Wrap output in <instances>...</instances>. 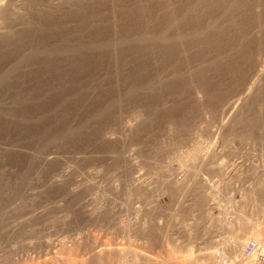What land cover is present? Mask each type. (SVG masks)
<instances>
[{
	"label": "rangeland",
	"instance_id": "rangeland-1",
	"mask_svg": "<svg viewBox=\"0 0 264 264\" xmlns=\"http://www.w3.org/2000/svg\"><path fill=\"white\" fill-rule=\"evenodd\" d=\"M19 1L0 0V264H131L146 239L149 261L260 264L242 251L264 225L232 260L246 225L213 235L205 211L246 174L229 152L264 158V0Z\"/></svg>",
	"mask_w": 264,
	"mask_h": 264
},
{
	"label": "bare ground",
	"instance_id": "bare-ground-1",
	"mask_svg": "<svg viewBox=\"0 0 264 264\" xmlns=\"http://www.w3.org/2000/svg\"><path fill=\"white\" fill-rule=\"evenodd\" d=\"M21 1V2H20ZM20 4L21 6H25V5H28L29 0H20ZM7 2V0H6ZM10 2V1H9ZM8 2V4H9ZM2 3V2H1ZM31 3V2H30ZM6 4V3H5ZM4 3H2L0 5V7H2L0 9V12H3V6L2 5H5ZM13 4V3H12ZM19 4V5H20ZM256 5V4H255ZM12 6V5H11ZM8 7V6H7ZM18 7V6H17ZM60 7V6H59ZM38 8V7H37ZM5 9H8L5 7ZM19 9V8H17ZM21 9V8H20ZM257 9V8H256ZM14 10V9H13ZM5 11V10H4ZM10 11V10H9ZM19 11L20 10H17L15 11L14 10V15H19ZM4 13V12H3ZM2 13V15H3ZM10 13V12H9ZM1 14V13H0ZM6 15V14H5ZM9 16V15H8ZM2 17V16H1ZM10 17V16H9ZM9 19V18H8ZM21 19V18H20ZM10 22V21H9ZM12 22V21H11ZM233 22V21H232ZM231 22V23H232ZM2 24V23H1ZM10 34V32H9ZM6 35H8V31L6 30H3L2 27H0V38H4L6 37ZM10 36V35H9ZM164 37V36H162ZM161 37V38H162ZM160 38V39H161ZM159 39V38H158ZM139 40V39H138ZM143 40V39H142ZM145 40V39H144ZM163 40V39H162ZM179 41V40H178ZM138 42V41H136ZM140 42H141V39H140ZM144 42V41H143ZM142 42V43H143ZM147 42V41H146ZM141 44V43H140ZM144 44V43H143ZM227 46V45H226ZM257 48V47H256ZM259 48V47H258ZM260 49V48H259ZM254 68V67H253ZM259 73V72H258ZM255 76V75H254ZM258 76V75H257ZM214 78V77H213ZM260 81V80H259ZM249 87V86H248ZM240 92V91H239ZM240 98V97H239ZM233 106V105H232ZM231 115V114H230ZM240 116V115H239ZM248 118V117H247ZM239 122V121H238ZM239 124V123H238ZM125 125V124H124ZM127 125V124H126ZM125 125V126H126ZM256 126V125H255ZM127 127V126H126ZM132 127V126H130ZM128 127V129L130 128ZM221 128V127H220ZM226 128V127H225ZM131 129V128H130ZM129 129V130H130ZM181 129V128H180ZM127 130V129H126ZM222 130V129H221ZM133 131V130H131ZM208 132V131H207ZM259 134V133H258ZM209 135V134H208ZM122 136V135H121ZM247 136V135H246ZM241 137V136H240ZM220 138V137H219ZM253 139V138H251ZM211 140V139H210ZM234 140V139H233ZM239 140V139H238ZM243 140V139H242ZM248 141V140H247ZM252 141V140H251ZM228 142V141H227ZM244 142V141H243ZM249 142V141H248ZM245 143V142H244ZM251 143V142H250ZM230 144V143H228ZM228 144H227V147H228ZM250 145V144H249ZM230 147V146H229ZM228 147V148H229ZM247 147V146H246ZM244 148V146H243ZM204 150V149H203ZM228 151V150H227ZM226 151V152H227ZM231 151L235 152V149H231ZM242 153V152H240ZM240 153H230V155H236V156H239L236 157L235 159H240V162L241 165H240V168L243 167L245 169V167H247V171L245 172L246 174L242 177V179L240 180L241 181V184L237 182V184H240L238 188H236V186H233L230 184H232L231 182H233V180L235 178L239 179L236 175V177L230 181V182H225V187L224 188H221V189H227V190H231L232 194H229V193H226L224 194L226 191L225 190H222V191H225V192H222L219 188L222 186V185H219L220 187L219 188H216L214 187L213 185H207V186H210L209 189H210V194L212 195L211 199H210V202H212L213 204L209 205L207 208H206V211H205V214L206 216L208 217V219H217V222H216V227H218V230H214L212 231V234L214 235V233L218 234L219 236L225 232V230L227 231V227L226 226H229L236 222V221H242L244 223L240 224L244 226V224L247 226V223H248V226H244V229L242 230L243 232H237L239 230H236L235 229V225H233V237L228 241H226V248H227V252L230 253V255H232L231 259L234 260L235 257H237V254L239 255V252H240V249L241 248V245H240V241L243 239L244 235L246 234H249L251 231H255L257 230L258 228H260V226L262 227L264 225V158H261V157H258V159H254V160H250L249 158L251 156H249L248 154H240ZM198 154V153H197ZM204 154V153H203ZM202 154V155H203ZM201 155V154H200ZM206 155V153H205ZM227 156V155H226ZM234 156H230V157H234ZM255 156V155H254ZM192 158H197L196 156L193 157L192 155ZM229 159V156L227 157ZM255 158V157H254ZM191 159V158H190ZM234 159V158H233ZM232 159V160H233ZM209 160V158H208ZM125 161V160H124ZM206 162V161H205ZM231 162V160H230ZM209 163V162H208ZM224 163V162H223ZM248 163V164H247ZM194 164V163H193ZM199 164V163H198ZM197 164V165H198ZM201 164V163H200ZM236 164V163H235ZM196 165V164H195ZM203 165V164H202ZM205 165V164H204ZM221 166V165H219ZM232 166V165H231ZM236 166V165H235ZM194 167V166H193ZM203 167V166H201ZM217 167V165H216ZM222 167V166H221ZM239 168V166H237ZM186 168V167H185ZM195 168V167H194ZM220 168V167H219ZM233 168V167H231ZM239 168V169H240ZM193 169V168H192ZM203 169V168H202ZM237 169V168H236ZM190 170V172L192 171L191 169H188ZM188 170H186L188 172ZM231 170V169H230ZM234 170V169H233ZM242 170V169H240ZM239 170V171H240ZM220 171V169H219ZM236 171V170H235ZM237 170V172H239ZM195 172V171H194ZM218 172V170H217ZM232 171H230L231 173ZM197 173V172H196ZM194 173V174H196ZM226 173V172H225ZM229 173V172H228ZM185 174V173H184ZM199 174V172H198ZM238 174V173H237ZM240 174V173H239ZM188 175V174H187ZM193 175V174H192ZM227 175V174H226ZM243 175V174H242ZM221 176V175H220ZM232 177V176H231ZM241 178V177H240ZM191 179V182L189 184H187V188H192L194 190H196L197 186L195 187V184H196V180L195 179H192V177L190 178ZM195 180V181H194ZM225 180V179H224ZM226 181H229V180H226ZM238 181V180H237ZM60 182V181H59ZM200 182V181H199ZM223 182V180H222ZM223 183V184H224ZM191 184V185H190ZM165 185V183H164ZM190 185V187H189ZM216 185V184H215ZM56 186V185H55ZM224 186V185H223ZM235 188H233V187ZM214 187V188H213ZM233 188V189H232ZM177 189V188H176ZM224 194V195H223ZM192 195V194H191ZM98 196V195H97ZM196 196V195H195ZM195 202L197 204L201 203V197L200 196H197V198H195ZM209 202V201H208ZM248 207L249 208V212L248 214H244L241 210H243V208H246ZM246 210V209H244ZM201 211V209H200ZM247 211V210H246ZM245 212V211H244ZM206 219V220H208ZM249 219V220H248ZM203 220V219H202ZM214 221V220H213ZM216 221V220H215ZM250 221V223H249ZM206 222V221H205ZM204 222V223H205ZM203 224V223H202ZM232 225H231V228H232ZM239 225V224H238ZM237 225V226H238ZM135 226V225H134ZM144 226V225H143ZM153 226V225H152ZM137 227V226H136ZM131 228V227H130ZM142 227H140L141 229ZM230 228V229H231ZM135 229V228H134ZM205 229V228H204ZM215 229V228H214ZM137 230V229H136ZM151 230V228H150ZM229 230V229H228ZM235 230V231H234ZM230 232L232 231L229 230ZM215 234V235H216ZM212 235V236H213ZM232 235V234H231ZM230 235V236H231ZM218 237V236H217ZM225 239V238H224ZM147 241L143 244L144 246H139L135 251L134 250H130L128 252V254H126L128 256V258L130 259L131 261V264H197V262L199 261V259L197 260L198 257H192L193 255H190L187 254L185 256H183L184 260H182L181 262H178L176 261L174 258H173V253L170 252V255L168 256L167 259L165 260H161L158 262V260L156 259L155 261H149V259L147 258V254L144 252V248L145 247H148L147 249H149V246L150 244H153L151 242V239H146ZM223 242V240H222ZM76 242H73V245H71V247H67L65 244L63 243H60L59 246H61V250L63 251H67V250H70L72 252L75 251L77 253V251H79L78 254H83L86 258L88 257L87 255L89 256H92L93 253L91 251H82V250H79L80 248V245L79 244H75ZM62 244V245H61ZM222 244V243H221ZM259 245V249L258 251H256L255 253H253L252 257L255 255V254H258V259L260 257H264V248L262 245ZM152 246V245H151ZM150 246V249L152 248ZM59 248V247H58ZM57 248V249H58ZM83 249V248H82ZM85 249V248H84ZM146 249V248H145ZM57 251V250H56ZM59 251V250H58ZM82 251V253L80 252ZM171 251H174V250H171ZM177 251V249H176ZM174 251V252H176ZM71 252H69L70 254H72ZM243 252V251H242ZM258 252V253H257ZM59 253H61L59 251ZM54 254H55V251H54ZM63 254H66V253H63ZM69 254V255H70ZM74 255V254H73ZM72 255V256H73ZM77 255V254H75ZM81 255L78 256V259H81ZM176 255V254H175ZM72 256H68V257H72ZM150 256V255H149ZM196 256V255H195ZM199 258L203 257L204 259H207L208 261L210 262H207V264H218V262H216L217 260V256L214 252H210L209 250L205 249L203 251H200V254H199ZM241 256V255H240ZM243 256V255H242ZM84 257V258H85ZM251 257V258H252ZM73 258V257H72ZM75 258V256H74ZM77 258V256H76ZM127 258V259H128ZM202 258V259H203ZM230 258V257H229ZM238 258V257H237ZM230 259V261H232ZM82 260V259H81ZM228 261V262H230Z\"/></svg>",
	"mask_w": 264,
	"mask_h": 264
},
{
	"label": "built area",
	"instance_id": "built-area-1",
	"mask_svg": "<svg viewBox=\"0 0 264 264\" xmlns=\"http://www.w3.org/2000/svg\"><path fill=\"white\" fill-rule=\"evenodd\" d=\"M258 249H259V245H258V242L257 241H255V240L249 241L246 244V246L244 247V249H243V252H242L243 258L245 260L251 259L253 253H255L256 251H258ZM257 261L260 264H264V257H260Z\"/></svg>",
	"mask_w": 264,
	"mask_h": 264
},
{
	"label": "crops",
	"instance_id": "crops-1",
	"mask_svg": "<svg viewBox=\"0 0 264 264\" xmlns=\"http://www.w3.org/2000/svg\"><path fill=\"white\" fill-rule=\"evenodd\" d=\"M261 237H264V235H262Z\"/></svg>",
	"mask_w": 264,
	"mask_h": 264
}]
</instances>
